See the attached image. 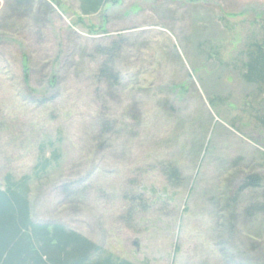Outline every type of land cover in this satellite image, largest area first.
<instances>
[{"label":"rangeland","instance_id":"374dc122","mask_svg":"<svg viewBox=\"0 0 264 264\" xmlns=\"http://www.w3.org/2000/svg\"><path fill=\"white\" fill-rule=\"evenodd\" d=\"M37 1L51 10L0 0V184L53 142L58 163L30 182L36 222L137 264H264V214L245 213L258 191L240 190L250 174L264 186V90L238 70L264 0H117L89 16ZM111 48L114 83L100 76Z\"/></svg>","mask_w":264,"mask_h":264},{"label":"trees","instance_id":"16d2710c","mask_svg":"<svg viewBox=\"0 0 264 264\" xmlns=\"http://www.w3.org/2000/svg\"><path fill=\"white\" fill-rule=\"evenodd\" d=\"M77 1L80 15L89 16L98 14L107 3H115L117 0ZM53 2L57 4V0ZM35 4H42L44 9L51 10L47 3L37 0H15L14 7L21 11L20 14H25L37 6ZM101 53L109 57L112 48L102 50ZM239 59L238 70L242 80L254 85L258 91L264 90V28L260 38L247 40ZM109 64L110 57L103 62L100 76L114 83L116 77L112 75ZM214 100H210L212 106ZM257 111L256 118L264 125V109ZM59 159V148L50 142L41 147L32 174L18 179L7 174L0 184V264H137L107 253L100 245L61 223H40L34 220L31 214L30 182L34 177L44 175ZM162 171L170 185L176 186L181 182L179 171L173 165H163ZM240 186V190L250 188L258 191L259 195L258 201L252 202L245 213L250 216L264 214V186L259 175H247ZM231 201L236 203V197Z\"/></svg>","mask_w":264,"mask_h":264}]
</instances>
